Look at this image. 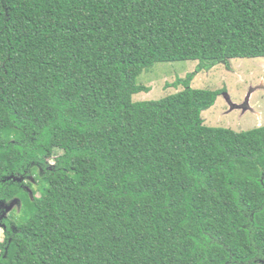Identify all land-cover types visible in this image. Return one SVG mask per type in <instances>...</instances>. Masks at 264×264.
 I'll list each match as a JSON object with an SVG mask.
<instances>
[{
	"label": "trees",
	"instance_id": "trees-1",
	"mask_svg": "<svg viewBox=\"0 0 264 264\" xmlns=\"http://www.w3.org/2000/svg\"><path fill=\"white\" fill-rule=\"evenodd\" d=\"M257 58L264 0H0V264H264V127L203 125L190 75L132 102Z\"/></svg>",
	"mask_w": 264,
	"mask_h": 264
},
{
	"label": "rangeland",
	"instance_id": "rangeland-1",
	"mask_svg": "<svg viewBox=\"0 0 264 264\" xmlns=\"http://www.w3.org/2000/svg\"><path fill=\"white\" fill-rule=\"evenodd\" d=\"M197 66L198 62L154 64L137 79V84L149 88V92L134 95L132 102L165 98L182 89L173 87L178 79L186 80L190 75V88L221 92L215 104L201 113L203 125L235 132L264 127V58L229 60L209 71L197 72ZM59 154L55 151L54 156ZM12 210H18L16 201L1 206L5 218ZM2 236L0 229V242Z\"/></svg>",
	"mask_w": 264,
	"mask_h": 264
}]
</instances>
